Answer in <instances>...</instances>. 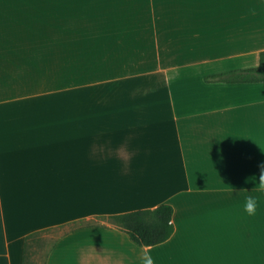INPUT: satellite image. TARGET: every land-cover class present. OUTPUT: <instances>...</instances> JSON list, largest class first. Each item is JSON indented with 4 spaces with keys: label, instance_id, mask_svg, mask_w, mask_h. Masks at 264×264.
I'll list each match as a JSON object with an SVG mask.
<instances>
[{
    "label": "crops",
    "instance_id": "crops-1",
    "mask_svg": "<svg viewBox=\"0 0 264 264\" xmlns=\"http://www.w3.org/2000/svg\"><path fill=\"white\" fill-rule=\"evenodd\" d=\"M262 50L264 0H0V264L162 203L168 240L86 225L45 264H264V82L206 80Z\"/></svg>",
    "mask_w": 264,
    "mask_h": 264
},
{
    "label": "trees",
    "instance_id": "trees-1",
    "mask_svg": "<svg viewBox=\"0 0 264 264\" xmlns=\"http://www.w3.org/2000/svg\"><path fill=\"white\" fill-rule=\"evenodd\" d=\"M209 81H260L264 82V50L260 53V63L256 67L242 68L206 77ZM175 208L171 203H162L154 208H142L122 213L97 216L92 219L75 220L53 228L31 232L26 236L23 264H39L38 255L48 247L44 232L63 229L64 233L86 225H101L106 222L126 231L139 245L152 246L168 240L175 231L173 221ZM53 240V239H51ZM55 242V241H54ZM50 249L47 250L45 262ZM44 262V264H45Z\"/></svg>",
    "mask_w": 264,
    "mask_h": 264
},
{
    "label": "clouds",
    "instance_id": "clouds-1",
    "mask_svg": "<svg viewBox=\"0 0 264 264\" xmlns=\"http://www.w3.org/2000/svg\"><path fill=\"white\" fill-rule=\"evenodd\" d=\"M264 168V166H262ZM257 190L261 193H264V171L261 172L259 181L256 184ZM259 199L256 196H247L243 203V210L249 216H255L259 207ZM147 264H151L150 261Z\"/></svg>",
    "mask_w": 264,
    "mask_h": 264
},
{
    "label": "rangeland",
    "instance_id": "rangeland-1",
    "mask_svg": "<svg viewBox=\"0 0 264 264\" xmlns=\"http://www.w3.org/2000/svg\"><path fill=\"white\" fill-rule=\"evenodd\" d=\"M101 224L109 225L106 222H101ZM63 232H64L63 229H53V230H49V231L43 233V236L45 235V237L49 241V243H48V247L46 249L45 248L42 249L40 251V254L38 255L39 264H44L47 250L51 249L52 245L54 244V241L57 240L58 237H60V235ZM51 239H53V240H51Z\"/></svg>",
    "mask_w": 264,
    "mask_h": 264
}]
</instances>
